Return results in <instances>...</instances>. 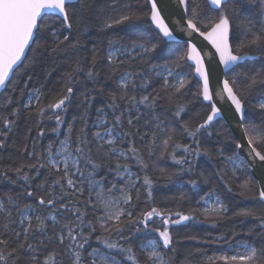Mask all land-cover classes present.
Wrapping results in <instances>:
<instances>
[{
	"label": "snow or ice",
	"instance_id": "obj_1",
	"mask_svg": "<svg viewBox=\"0 0 264 264\" xmlns=\"http://www.w3.org/2000/svg\"><path fill=\"white\" fill-rule=\"evenodd\" d=\"M189 2L190 0H178V4L184 6L183 13L190 12L191 14V18L186 21L187 29L191 30L190 35L191 33H198L200 37H203L215 49V52L219 55V62L224 65L225 70L234 71L241 66V62H246L253 57L261 62V67L264 69V21L261 22L259 27L251 19L243 21L240 25L243 38L234 48L229 41V36L233 30V19L237 14L236 0H202L203 6L195 3V0H191V8L188 6ZM78 3H81V0H0V89H6L9 85H13V91H15L12 76L19 74L21 71L27 72L44 52L52 55L64 51L68 47L75 48L77 46L70 43L66 45L65 42L69 41V36L64 35L61 40L56 27L49 28V35L52 38V46H49L46 41L42 40L41 32L43 31L44 19L52 16L61 21L63 28L70 30L72 28L70 14L73 17L76 16V5ZM147 4L149 5L147 12L132 11L131 7L126 4L124 5L126 12L121 13L118 18L112 19L111 22L105 21L104 29H112L118 25H134L146 18L149 27L155 29L154 32H149L147 35H137L129 43L123 42L122 37L108 41L109 52L106 56L109 70L108 80L113 78L127 60H135L137 57L156 52L161 42L176 40L174 29L169 26L171 21L168 17L162 15L163 5L160 4V0H147ZM230 4L232 5L231 8ZM259 4L264 10V0H259ZM205 7L207 8L206 12ZM131 52H135L136 55H129ZM96 55L94 49L93 59L87 68L80 61L74 62L70 70L65 72L61 78L63 82L61 90L51 97L48 103H44L46 93L42 88L34 89V94H30L29 99L23 105L25 109H34V112L29 111V115L35 114L38 118L46 117L49 120H55L57 126L63 124V114L67 112L75 95L73 84L76 83L77 75L83 73L88 80L93 82H96L100 76V72L96 70ZM185 60L194 62L196 74L203 82L196 95L197 97L202 96L204 101H208V107L210 108L203 122L196 124L194 127H190L188 123L182 125V134L191 137L196 146L175 143L173 136L176 129H161L160 126L163 121L159 120V117H154L159 121L154 127L166 131L168 138L163 141L165 152H167L170 142L174 144L175 148H183L186 155L181 156L179 159L173 153H168V155L172 157L177 165H188L186 169L182 167L181 171L190 172L193 166L187 158L188 155L198 156L201 154L199 137L204 133L211 135V132L207 130L216 118L222 116V110L213 102V92L210 89V71L205 68L204 58L201 56L200 51L191 42L187 44L186 51L178 58L177 66ZM143 62L147 63L146 60ZM165 70L168 72V76L173 74L171 69L166 68ZM240 74L247 79L243 88L236 89V80L233 79L230 82L228 78H225L219 95L221 98L226 96L227 100L231 102L232 116L237 126L243 129L244 136L247 137L246 146L250 150L249 155L258 158L259 161H264V136L257 137L252 134L258 128L264 129V89L261 88L264 85V72H242ZM47 75H51V72H47ZM134 75V73H120L117 88L121 94L117 95L115 91L109 92L108 101L105 105L113 110L112 119H108L104 109L98 108L99 116L95 125L97 130L91 133V139H89L86 131L85 112L79 117L81 124L84 126L80 127L75 140H73L72 135L75 130V122L68 125L67 135L59 142L55 152L59 160L51 159L54 154L53 144L49 143L46 149L49 157L48 164L28 166L37 169V175H39L38 168H47L50 176L52 173L57 175L51 180V183L45 179L37 185V188L44 189L45 194L38 195L35 190L27 189L21 194L34 198L35 204H25L22 208L18 203L14 204L15 211L19 213V225L26 226L17 231V220L12 218V210L6 209V206L0 203V212H7L4 217L5 222L0 226L2 227V230H0V262H3V264H19L21 260H27L28 264H49V260L54 259L59 253L53 250L41 262L36 253L41 246L46 249L48 244L44 242V239H38L36 243L30 242V237L35 236L37 233H45L49 227L45 223L46 218L38 214V209L43 206L57 214L61 210L67 212L70 210L69 204L72 201L63 202L66 197H76L79 203L84 204L81 197L87 193L88 199L84 206L91 208L94 215L96 212H99L100 215L95 217V223L92 220L87 221L86 235L84 225L87 212L77 210L75 213L76 219L64 223L57 219V215L49 217L54 222L52 226L58 225L60 228V232L55 236L59 244L63 245L65 240L73 242L67 245L71 252L72 264H85V245L89 244L92 234L97 232L98 229L100 235H97L95 239L101 247L94 248L87 253V264H171L172 257H169L165 251L175 252L170 227L195 220L196 216L194 214L185 215L181 212L172 213L170 210L157 207H150L149 209L148 202L153 198V181L149 178L147 172L143 178V183L147 186L145 209L140 211L139 214L133 211L135 205L131 190H135V199L138 202L140 189L136 186L130 174L127 177V183H124L126 177L123 173L128 172V164L121 163V159L126 161L129 158L127 152L139 153L140 150L134 146L127 149V151L118 150L117 146L121 142V134L117 132V129L123 124L125 110L131 113L134 107L137 109V114L134 117L130 115L127 119V124L134 126V120L139 121L141 118L138 106H143L146 110H152L158 99V94L153 95L147 92V89L151 86L150 78L142 77L140 83L137 84L132 79ZM31 79L32 77L29 75L28 80ZM165 86L174 88L173 95H175L181 93L185 88V80L180 78L176 84L172 85L165 77L162 87ZM130 88L132 89L131 94L128 91ZM138 88L142 92L139 97L135 94ZM254 91H259V95L255 104H252L248 99V95H251ZM81 95L83 96V104L87 108L89 101L94 97H90L87 92ZM169 100L172 102L173 97L170 96ZM11 101L12 98L8 97L7 102L10 103ZM120 102L126 105L125 110H121ZM5 106H7V103ZM249 106H251L253 112L260 116V125H257L254 119L249 120ZM117 111H119V114H115ZM181 111L183 109L176 111L174 115L180 117ZM18 114L19 107L11 112L13 116H18ZM149 122L148 120L145 121L146 124ZM15 123V120H10L7 117L3 118V125L6 129ZM109 124L111 126L107 127ZM52 130L57 131L58 129L53 128ZM39 134L43 136L44 131L41 130ZM122 135L129 136L131 133L124 132ZM147 135L148 133L140 135V139L143 140ZM0 136H6V132H0ZM155 136L156 132L153 131L152 144L155 143ZM92 144H95L97 150L102 151L106 158L114 160L115 166L110 167L98 162L92 155ZM4 146V142L0 140V148ZM235 147L241 149L245 145L236 142ZM25 151L27 152L26 148ZM152 151L153 149L149 148L148 154L151 155ZM221 153H223V150H221ZM28 154L33 155V153ZM204 154L207 155V151ZM163 155L164 153H161V158H163ZM135 158L140 162L143 169H148V163L141 160L138 155ZM223 159L231 164L232 178L235 179L240 166L232 156H224ZM23 167H17L14 171L17 174H22ZM104 167H107L109 172L115 173L118 180L109 181L106 176L97 178L99 170ZM159 171L163 172L164 170L159 169ZM3 175L7 177V172H4ZM23 179L25 181L29 180L26 173H23ZM168 179L171 180V177L169 176ZM220 180L225 185L228 184L224 176H220ZM12 182L15 183V181ZM189 183L194 187L197 185L196 180H190ZM57 188L59 192H57ZM239 189V195L257 202L260 208L244 209L234 213V215L245 219L251 218L255 221V225L249 229L248 235H252L256 229H259L256 236L260 242L257 244L255 241L243 240L236 244L238 251L230 245L229 250L233 252L232 255L205 257L209 264H215L216 260L224 261L225 264H252L259 253H264V172H262L260 180H245L239 185ZM228 190L231 191V188ZM212 195L213 193L209 192L207 194L208 199H211ZM8 199L11 201V196H8ZM201 199H204V197ZM58 203L59 207L57 208ZM204 212L206 213V221L215 224V219L211 217L222 216L228 212V207L217 196L214 203L204 208ZM173 215L177 219H172ZM156 218H159L162 226H150V223H155ZM34 220L36 221L35 224H33ZM77 228L80 229L79 232L76 231ZM145 232L155 234L156 238L142 240L139 245L134 247L132 244L133 238ZM192 239H195V237H192ZM219 239L224 243H229L223 236ZM47 240L51 242L53 236H47ZM121 241H124V243H121ZM117 255L120 260H117ZM140 255L144 256L143 261L139 259Z\"/></svg>",
	"mask_w": 264,
	"mask_h": 264
},
{
	"label": "trees",
	"instance_id": "obj_2",
	"mask_svg": "<svg viewBox=\"0 0 264 264\" xmlns=\"http://www.w3.org/2000/svg\"><path fill=\"white\" fill-rule=\"evenodd\" d=\"M195 3L203 6L202 0H195ZM126 4L131 7L132 11L147 12L149 7L147 0H81V3L76 5V16L73 17L70 14L72 23L70 30L63 28L61 21L54 16L44 19L41 37L43 41L47 42V45L52 46L49 28L56 27L61 40L64 35L69 36V41L65 42L66 45L70 43L77 46L75 48L68 47L66 50L52 55L44 52L27 72L21 71L19 74L12 76L15 91H13V85H9L0 96V132H6V136H0V140L5 144L4 147L0 148V203H3L6 209L12 210V218L17 220V231L26 226L19 225V213L15 211L14 204L18 203L21 208L25 204H35L34 198L21 194L26 189L35 190L38 195L45 194L44 189L37 188V185L41 184L45 179L51 183V180L57 175L52 173L50 176L47 168H38L39 175H37V169L28 166L32 164H48L49 157L46 149L49 143L53 144V152H56L59 142L67 135L68 125L73 122H75V130L72 135L73 140H75L80 127L84 126L81 124L79 117L85 112L86 131L89 139H91V133L97 130L95 125L99 116L98 108L104 109L108 119H112L113 110L105 105L108 101L109 92L115 91L117 95L121 94L117 88L120 73H134L135 75L132 79L137 84L140 83L142 77L150 78L151 86L147 89V92L153 95L158 94V99L152 110H146L143 106H138L141 118L139 121L134 120V126H129L127 119L130 115L134 117L137 114V109L134 107L129 113L125 110L126 105L120 102L121 110H125V112L123 124L117 129V132L121 134V142L117 146L118 150L127 151L133 146L140 150L139 153L127 152L129 158L126 161L121 159V163L128 164V172L123 173L126 177L124 183H127V177L130 173L136 186L140 189L138 202L135 199V190H131L135 205L133 211L139 214L140 211L145 209L147 186L144 185L143 178L147 172L149 178L153 181V198L148 202L149 209L150 207H157L170 210L172 213L181 212L185 215L194 214L196 216L195 220L170 227V231L173 234L175 252L173 253L171 250L165 251L169 257H172L171 264H209L205 257L230 254L232 252L229 250L230 245L236 250V244L243 240L255 241L259 244V238L256 236V232L259 229H256L252 235H248V231L254 227L255 221L251 218L245 219L234 215V213L244 209L254 207L259 209L260 205L239 195V185L241 183L249 179L255 180L245 160L238 156L235 147L237 140L233 137L227 125L222 120H218L207 130L211 132V135L204 133L199 137L201 154L198 156L188 155L187 157L193 166L190 172L181 171L182 167L186 169L188 165H177L172 157L168 155V153H173L179 159L181 156L186 155L183 148H175L174 144L170 142L167 152H165L163 141L168 138L166 131H161L154 127L155 124L159 123L154 117H159V120L163 121L160 126L161 129H176L173 136L175 143L180 145L188 144L195 147L194 140L182 134V125L188 123L190 127H194L196 124L203 122L210 111L209 104L203 101L202 96L197 97L196 95L202 85L195 77L194 67L187 60L181 61L180 65L177 66L176 62L186 51L187 44L161 42L156 52L137 57L135 60H127L111 80L107 79L109 75L106 60L109 52L108 41L122 37L123 42L129 43L137 35H147L149 32L155 31L154 27H149L146 18L134 25L125 24L115 26L112 29H104L105 21L111 22L112 19L118 18L121 13L127 11L124 8ZM188 6L189 8L192 7L191 0ZM231 7L232 5L230 4ZM206 11L207 8L205 7ZM236 13L233 19V30L230 33V41L234 48L243 38L240 27L243 21L251 19L258 27L264 21V10H262L259 0H251V2L250 0H236ZM190 18L191 14L189 12L188 19ZM94 49L97 54L96 70L100 72V76L96 82H93L88 80L83 73L77 75L76 83L73 84L75 95L69 104L67 112L63 114L64 123L57 126L55 120H49L46 117L38 118L35 114L29 115V111L34 112V109H25L23 105L29 99V95L34 94L33 90L42 88L46 93L44 103H48L49 99L61 90L63 74L69 71L76 61H80L87 68L93 59ZM137 51L139 50L137 49ZM129 55L135 56L136 53L131 52ZM145 60L147 63L143 62ZM166 68L171 69L175 75H179L185 80V88L181 93L173 95L174 88L162 87L165 77L161 76L160 73ZM49 71L51 75L46 76ZM242 72H264V69H262L259 60H253L244 62L234 71L230 70L227 78L230 82L233 79L236 80L235 88L238 90L242 89L247 82L246 77L240 74ZM29 75L32 77L30 81L28 80ZM167 79L169 84L172 85L178 82L174 77ZM261 88L264 89V85ZM128 91L129 94L132 93L131 88ZM84 92H87L90 97H94V99L89 101L87 108L83 104V96L81 95ZM135 94L139 97L142 92L138 88ZM258 95L259 91H254L251 95H248L249 101L255 104ZM170 96L173 97L172 102L169 100ZM8 97L12 98L10 103L7 102ZM6 103L7 106H5ZM17 107H19L18 116L11 115L12 110ZM180 109H183L181 116L176 117L174 114ZM249 111V120L254 119L256 124L260 125V116L251 110V106H249ZM115 114H119V111ZM4 117L15 120L16 123L6 129L3 125ZM146 120L150 122L146 124ZM110 126V124L107 125V127ZM53 128L58 130L53 131ZM41 130L44 131L43 136L39 134ZM153 131L156 132L154 144L151 143ZM124 132H130L131 135L123 136L122 133ZM144 133H148V135L141 140L140 135ZM252 134L262 137L264 136V129L258 128ZM91 147L92 155L98 162L110 167L115 166V161L106 158L102 151L97 150L95 144H92ZM149 148L153 149L151 155L148 154ZM221 150H223V153H221ZM205 151H207V155L204 154ZM28 153H33V155ZM161 153H164L163 158H161ZM137 155L141 160L148 163V169L145 170L141 167L140 162L135 158ZM224 156H232L240 166L236 172L235 179L232 178L231 174L232 166L223 159ZM21 166H24L23 173L28 175V181L23 179V173L17 174L14 171L15 168ZM159 169L164 171L161 172ZM4 172H7V177L3 175ZM99 176H106L109 181L118 180L115 173L109 172L107 167L99 170L97 178ZM169 176L171 180L168 179ZM220 176L225 177L228 181L227 185L220 180ZM190 180H196L197 185L194 187L189 183ZM205 180L207 181L206 183ZM12 181H15V183ZM229 188H231V191L228 190ZM57 192H59L58 188ZM209 192H212L214 196H219L228 207V212L222 216L211 217L215 219V224L206 221V213L202 206V201L207 198ZM8 196H11V201H9ZM202 197L204 199H201ZM81 199L86 204L87 193ZM69 201L72 202L69 204L70 210L67 212L61 210L57 214L43 206L38 209V214L46 218L45 223L49 226L45 233H37L35 236L30 237V242L36 243L38 239H44V242L48 244L46 249L41 246L36 253L40 257L41 262H43L45 256L55 250L59 255L55 256L54 259H50L49 264H72L71 252L67 245L73 242L65 240L63 245L59 244L55 236L60 232V228L58 225L52 226L54 222L49 218L50 216L57 215V219L64 223L75 220L77 210L87 212L84 225L86 235L87 221L92 220L95 223V217L100 215L99 212L94 215L92 209L86 208L84 204L79 203L76 197L68 196L63 202L67 203ZM56 207H59V203ZM6 215V211L0 212V226L5 222L4 217ZM172 219H177V217L173 215ZM35 223L36 221L34 220L33 224ZM150 226L162 225H160L159 218H156L155 223H150ZM0 230H2V227H0ZM76 231L79 232L80 229L77 228ZM50 235L53 236L51 242L47 240V236ZM97 235H100L99 229L92 234L89 244L85 245V264H87V253L94 248L101 247L95 239ZM221 236L225 237L229 243L220 241L219 238ZM192 237H195V239H192ZM155 238V234L151 232L140 233L133 238L132 244L135 247L142 240ZM78 239L80 238L78 237ZM121 243H124V241H121ZM116 258L120 260L118 255ZM139 259L143 261L144 256L140 255ZM0 264H3V262H0ZM19 264H28V261L21 260ZM215 264H225V262L216 260ZM252 264H264V253H259Z\"/></svg>",
	"mask_w": 264,
	"mask_h": 264
},
{
	"label": "water",
	"instance_id": "obj_3",
	"mask_svg": "<svg viewBox=\"0 0 264 264\" xmlns=\"http://www.w3.org/2000/svg\"><path fill=\"white\" fill-rule=\"evenodd\" d=\"M160 4L163 5L162 15L169 18L171 21L169 26L174 29V35L176 36V40L168 42L185 44L191 42L195 44L197 49L200 51L201 56L204 58L205 68L210 71V89L213 92V102H215L217 107L222 110V116L216 118L213 124L218 120H222L227 125L237 142L245 145V147L237 149V154L247 163L253 179L255 181L260 180L261 174L264 172V161H259L258 158L249 155L250 150L246 146L247 137L244 136L243 129L237 126L236 121L232 116L233 108L230 107L231 102L227 100L226 96L221 98L219 95L223 86V80L227 78V74L230 70H225L224 65L220 64L219 55L215 52V49L203 39V37H200L198 33H191L190 35L191 30L187 29L186 24L188 13H183L184 6L179 5L178 0H160ZM253 60L256 59L253 57L249 58L247 61ZM189 63L194 67L195 77L202 85V80L196 74L194 62L189 61ZM243 63L244 62H241V64ZM4 91L5 89H0V96ZM204 102L209 104L208 101Z\"/></svg>",
	"mask_w": 264,
	"mask_h": 264
},
{
	"label": "rangeland",
	"instance_id": "obj_4",
	"mask_svg": "<svg viewBox=\"0 0 264 264\" xmlns=\"http://www.w3.org/2000/svg\"><path fill=\"white\" fill-rule=\"evenodd\" d=\"M160 75L163 76V77H167V78L174 77V78H176L177 80H179L180 78H182V77L179 76V75H178V76L175 75L174 72H173V74H172L171 76H168V72H167L166 70H163V71L160 73ZM53 153H54V154H53V156L51 157V159L59 160V157L55 155V152H53ZM61 167H62V165H61ZM129 174H130V173H129ZM129 174H128V175H129ZM130 176H131V178H132V175H131V174H130ZM216 197H217V196L212 195L211 199H208V197L205 198V199L202 201L203 209H204L205 207L210 206L212 203H214ZM236 250L238 251L239 249H236ZM232 254H233V252H231L230 254H227V255H232Z\"/></svg>",
	"mask_w": 264,
	"mask_h": 264
}]
</instances>
